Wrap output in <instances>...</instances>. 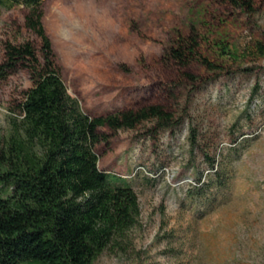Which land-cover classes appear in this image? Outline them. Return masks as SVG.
Listing matches in <instances>:
<instances>
[{"label":"rangeland","instance_id":"rangeland-1","mask_svg":"<svg viewBox=\"0 0 264 264\" xmlns=\"http://www.w3.org/2000/svg\"><path fill=\"white\" fill-rule=\"evenodd\" d=\"M254 8L245 14L224 0L43 2L61 79L84 112L160 105L173 114L166 129L144 121L102 130L98 168L130 185L139 217L120 246L94 264H264V55L250 53L255 41L264 44V0H254ZM25 14L21 6L1 11L0 62L5 42L38 46ZM190 27L206 44L221 35L239 60L225 56L211 70L166 63L164 48ZM29 87L25 70L0 80V135L20 118ZM210 159L224 185L190 197L212 172Z\"/></svg>","mask_w":264,"mask_h":264},{"label":"trees","instance_id":"trees-1","mask_svg":"<svg viewBox=\"0 0 264 264\" xmlns=\"http://www.w3.org/2000/svg\"><path fill=\"white\" fill-rule=\"evenodd\" d=\"M44 1L0 0V13L19 6L26 10L24 27L39 41L38 46L32 40L3 44L0 80L25 70L31 87L23 92L20 118L0 135V264H94L120 246L139 217L130 185L98 168L94 149L105 141L102 130L133 129L144 121L166 129L173 114L160 105L104 115L84 112L61 79L42 24ZM224 1L245 14L255 11L254 0ZM206 43L190 27L174 35L162 58L184 70L192 64L222 67L225 56L239 60L238 50H230L221 35ZM250 53L263 56L264 44L255 41ZM183 75L194 80L189 72ZM190 144L195 146L194 137ZM209 167L205 181L199 178L188 190L190 197L205 194L209 185H224L225 175L214 169L213 159Z\"/></svg>","mask_w":264,"mask_h":264}]
</instances>
